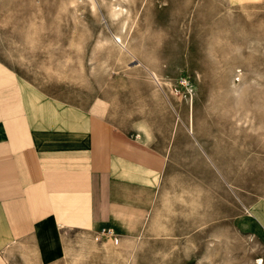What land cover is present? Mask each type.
I'll list each match as a JSON object with an SVG mask.
<instances>
[{"label":"rangeland","instance_id":"rangeland-1","mask_svg":"<svg viewBox=\"0 0 264 264\" xmlns=\"http://www.w3.org/2000/svg\"><path fill=\"white\" fill-rule=\"evenodd\" d=\"M94 2L96 13L81 2L74 11L67 0H0V58L77 103L106 89L132 111L154 112L115 115L125 126L137 119L160 128L186 121L194 148L202 144L223 167L226 184L210 186L203 198L196 186L186 204L177 189L169 219L159 228L154 220L138 237L116 243L67 232L68 255L60 264H256L261 248L236 233L230 212L224 217L222 210L234 183L248 181L264 162V8H232L223 0H126L130 56L99 43L121 23L109 17L114 0Z\"/></svg>","mask_w":264,"mask_h":264},{"label":"crops","instance_id":"crops-1","mask_svg":"<svg viewBox=\"0 0 264 264\" xmlns=\"http://www.w3.org/2000/svg\"><path fill=\"white\" fill-rule=\"evenodd\" d=\"M223 1L264 8V0ZM112 95L77 103L0 58V264H60L67 232L138 237L169 219L177 189L186 204L196 186L202 198L224 188L223 167L194 148L191 124L125 126L115 115L154 112ZM233 188L222 215L230 212L231 228L259 245L264 262V162Z\"/></svg>","mask_w":264,"mask_h":264},{"label":"bare ground","instance_id":"bare-ground-1","mask_svg":"<svg viewBox=\"0 0 264 264\" xmlns=\"http://www.w3.org/2000/svg\"><path fill=\"white\" fill-rule=\"evenodd\" d=\"M144 1V0H143ZM69 6H71L73 8L74 11H76V7H77V4L78 3H87L90 7V9L94 12L95 10V2L94 0H67ZM116 2V3H115ZM122 2H126V0H114V3H111L110 4V8H109V17L111 19H114V20H119L120 23H121V29L119 31H116V32H112L110 30L107 31V35L104 36V38L102 39L101 44H105V45H112L115 50L118 52V53H126L130 56H133L131 53L132 52H129L127 48V46L125 45L124 43V40H125V26H126V21L127 19L129 18L130 16V11L127 10L125 7H123L121 4ZM127 3V2H126ZM106 4V3H104ZM134 4V3H133ZM103 5V4H102ZM108 11V10H107ZM138 12V11H137ZM96 13V11L94 12ZM136 16V14H135ZM137 17V16H136ZM134 20V19H133ZM128 29V27H127ZM117 30V29H116ZM129 33V32H128ZM73 46V45H72ZM126 56V55H125ZM134 61V59H133ZM131 62H132V59H131ZM138 65V64H137ZM136 65V66H137ZM135 66V67H136ZM101 67V66H100ZM130 68V66H128ZM142 67V66H141ZM145 68V67H144ZM146 70V76H149V78H151V81H154L156 83H160V77L158 76V74L153 71V70H148L147 68H145ZM163 84V83H162ZM165 84V83H164ZM168 84V82H167ZM159 85V84H158ZM169 85V84H168ZM167 85V86H168ZM161 86V85H159ZM158 86V88H159ZM163 86V85H162ZM161 88V87H160ZM163 93V92H162ZM164 95V94H163ZM178 117V116H177ZM189 127V126H188ZM190 129V128H189ZM193 131V130H192ZM194 134V133H193ZM158 214V213H157ZM155 225V224H154ZM87 242V241H86ZM108 245V244H107ZM110 245V244H109ZM108 245V246H109ZM114 245V244H113ZM112 247V245H110ZM68 247V245H67ZM69 249V248H68ZM105 250V249H104ZM107 250H110V248H108ZM106 251V250H105ZM111 251V250H110ZM68 252V251H67ZM107 252V251H106ZM109 253V252H108ZM112 253V252H111ZM68 255V254H67ZM256 264H263V260L262 259H258Z\"/></svg>","mask_w":264,"mask_h":264},{"label":"built area","instance_id":"built-area-1","mask_svg":"<svg viewBox=\"0 0 264 264\" xmlns=\"http://www.w3.org/2000/svg\"><path fill=\"white\" fill-rule=\"evenodd\" d=\"M100 236H105L107 238H110L114 242H118V238L114 234V232L111 229H104L99 233Z\"/></svg>","mask_w":264,"mask_h":264}]
</instances>
